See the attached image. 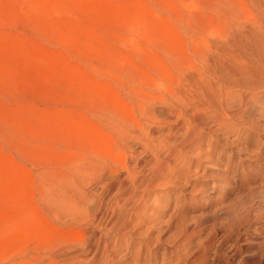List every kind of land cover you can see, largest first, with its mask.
I'll use <instances>...</instances> for the list:
<instances>
[{
  "label": "rangeland",
  "instance_id": "1",
  "mask_svg": "<svg viewBox=\"0 0 264 264\" xmlns=\"http://www.w3.org/2000/svg\"><path fill=\"white\" fill-rule=\"evenodd\" d=\"M263 62L264 0H0V264H263ZM151 151L166 171L125 204Z\"/></svg>",
  "mask_w": 264,
  "mask_h": 264
},
{
  "label": "bare ground",
  "instance_id": "2",
  "mask_svg": "<svg viewBox=\"0 0 264 264\" xmlns=\"http://www.w3.org/2000/svg\"><path fill=\"white\" fill-rule=\"evenodd\" d=\"M263 56V55H262ZM264 63V62H263ZM263 66V65H262ZM264 67V66H263ZM241 82V81H240ZM246 82V81H245ZM242 82H241V86H242ZM246 86H248V85H246ZM243 87V86H242ZM238 88V87H237ZM251 88V87H250ZM239 89V88H238ZM242 89V88H241ZM246 89V88H245ZM229 91V90H228ZM239 93V92H238ZM250 95H251V93H250ZM244 99V98H243ZM198 119V118H197ZM121 120V119H120ZM120 122V121H119ZM121 125V124H120ZM139 126V125H138ZM120 129H121V136H122V134H123V137L124 138H126L127 139V141H126V139H125V141L126 142H131V141H133V140H135V139H137L138 140V138L139 137H141L140 135L138 136V138H137V133L135 134V133H133L132 131H130V129L128 130V129H124V128H122L121 126L119 127ZM118 128V129H119ZM139 130H140V132H143L144 131V129L143 128H140L139 127ZM191 131V130H190ZM119 134H120V132H119ZM191 135V133L190 134H187V135H185V136H190ZM193 137V136H192ZM124 138H122V141L124 140ZM141 139V138H140ZM188 139V138H187ZM188 140H190V139H188ZM136 141V140H135ZM184 141V140H183ZM139 142V141H138ZM186 142V141H185ZM140 143V142H139ZM126 144V143H125ZM130 144V143H129ZM128 145V144H127ZM162 148V147H161ZM68 149V148H67ZM74 149V148H73ZM76 149H78V148H76ZM76 149H74V150H76ZM167 151V154H165L166 156L165 157H167V158H169L170 156L172 157V155H173V153L169 150V149H167L166 150ZM137 154V152L135 151V150H133V149H130V155H131V159H133V157L135 156ZM151 155H152V162H149V164H150V167H149V165H148V168H147V173H145V172H143L142 173V175H137V174H135V172L133 173V171L132 172H129V170H128V168L126 167V165L124 164L123 165V168L125 169V170H128L125 174H126V178H124V179H121L120 180V183H119V185H120V189L123 191V193H127L126 194V196L128 197V199H127V201L125 200L124 201V203L125 204H129V202L130 201H133L134 200V198L136 197V186H134V185H139V186H143L144 187V185L145 184H147L148 186L151 184V182H153L154 180H156L157 178H158V176H161V174L163 175L164 173H165V171H166V167H165V164L163 163V159H162V161H159V160H161V159H158L159 158V155L157 154H155V152L153 153L152 151H151ZM158 156V157H157ZM75 157V156H74ZM136 158V157H135ZM130 159V158H129ZM69 160V159H68ZM165 160V159H164ZM73 161H74V159H73ZM72 161V162H73ZM125 161V160H124ZM145 160L143 159V158H136L135 160H132V164L134 163V165H135V167L136 168H143V166L144 165H147L146 163L145 164H142L143 162H144ZM69 162V161H68ZM71 162V163H72ZM75 162V161H74ZM122 162H121V166H122ZM70 165V164H69ZM73 165V164H72ZM71 165V166H72ZM79 165H80V162H79ZM75 166V165H74ZM128 166V165H127ZM134 167V168H135ZM69 168V167H68ZM69 169H71V168H69ZM73 169H75L76 170V168H73ZM72 170V169H71ZM70 170V171H71ZM123 170V169H122ZM134 170V169H133ZM69 171V172H70ZM68 172V173H69ZM71 172H73V170L71 171ZM76 174H77V172H75ZM68 175V174H67ZM67 175L65 174V176L67 177ZM64 176V177H65ZM68 176H70V175H68ZM65 177V178H66ZM67 178H69V177H67ZM72 179V178H71ZM131 180V181H127V180ZM65 180V179H64ZM67 180V179H66ZM117 180H119V179H117ZM117 180H115V181H117ZM69 181H71L70 179H69ZM75 182V181H74ZM131 182V183H130ZM261 183H260V185H259V188H261V189H259L260 190V194H261V196H263L264 197V189L262 188V187H264V179L262 180V181H260ZM71 183V182H70ZM73 183V182H72ZM130 183V184H129ZM62 184H64V183H62ZM66 184V183H65ZM68 184H69V182H68ZM75 184V183H74ZM71 185V187L69 188V186L70 185H68V189H67V187H66V196H64L63 198H62V202L61 203H59L58 205H60L61 206V211H59L60 213V215H61V213H62V215L61 216H63V218L65 219V220H67V221H65L64 222V224H66L67 225V223L68 224H71V225H79V222L80 223H82L85 219L87 220L88 218H89V215L87 216V214L89 213L88 211H90V210H88L87 211V209H89V208H85V209H82V207L80 206V201L78 200V199H76L77 197H76V194H77V192L80 190V188L79 187H77L76 185ZM132 184V185H131ZM154 184V183H153ZM110 187L108 188L109 189V191H111V190H113V188H114V183L113 182H111L110 184ZM67 186V185H66ZM145 188V187H144ZM117 189V188H116ZM115 189V190H116ZM117 190H119V188L117 189ZM116 190V191H117ZM117 192H119V191H117ZM116 192V193H117ZM251 194L253 195L256 191L254 190V189H251ZM124 194V195H125ZM256 194H257V192H256ZM259 194V195H260ZM109 195V194H108ZM122 195V194H121ZM120 195V196H121ZM251 195V196H252ZM126 196H125V198H126ZM257 196H258V194H257ZM121 197H123V195L121 196ZM116 198V197H115ZM118 198V197H117ZM124 198V199H125ZM72 199V200H71ZM113 199V198H112ZM139 199V198H138ZM113 201V200H112ZM138 201V200H137ZM99 203V202H98ZM123 203V202H122ZM136 203V202H135ZM100 204V203H99ZM132 204V202L130 203V205ZM90 205V204H89ZM117 205V204H116ZM129 205V206H130ZM133 205H135L134 203H133ZM260 205V204H259ZM124 206V205H123ZM136 206V205H135ZM138 206H140V204L138 205ZM138 206H136V207H138ZM89 207V206H88ZM92 207V206H91ZM90 207V208H91ZM98 207V206H97ZM132 207H134V206H132ZM135 207V208H136ZM84 208V207H83ZM134 208V209H135ZM139 208V207H138ZM133 209V208H132ZM60 210V209H59ZM93 209L91 208V211H92ZM90 211V212H91ZM247 211V210H246ZM248 212V211H247ZM257 213H258V215H257V219L255 218V220H254V222H256V224L257 223H259V226L257 225V227L258 228H261V230L262 229H264V206L262 205V207H260V209H258V211H257ZM92 216H94L95 214H94V210L92 211ZM99 214V213H98ZM106 214V216H107V214L108 213H105ZM120 214H121V212H120V210L118 211V210H112L111 211V215L110 214H108V216H110L109 218H110V220H111V222H109L110 223V225H112V223H113V225H114V222H112V220L113 221H115V223H120V224H124L125 223V221H123L122 219H121V217H123V216H120ZM102 215L103 214H100L99 216L100 217H102ZM91 216V215H90ZM108 216H107V218H108ZM88 217V218H87ZM95 217H97V216H95ZM94 217V218H95ZM120 217V218H119ZM85 218V219H84ZM91 218V217H90ZM63 219V220H64ZM97 219H98V217H97ZM106 219V218H105ZM85 220V221H86ZM91 220H94L93 218L92 219H90V221ZM89 221V222H90ZM94 222H96V221H94ZM100 222V221H99ZM84 223V222H83ZM82 223V224H83ZM86 223V222H85ZM91 223V222H90ZM92 224H94V223H92ZM92 224H89V225H92ZM108 224V223H107ZM116 224V225H117ZM87 224H85V226H86ZM101 225V224H100ZM109 225V226H110ZM112 225V226H113ZM74 226H72V227H74ZM85 226H83L84 228H87V227H85ZM94 226V225H93ZM111 226V227H112ZM115 226V225H114ZM121 226V225H120ZM70 228L69 230H68V233H67V237H68V239L70 238V239H74V240H78V239H81L82 237H81V233H80V231H79V228H78V230L77 229H74V228ZM77 227V226H76ZM80 227V226H79ZM90 227V226H89ZM88 227V228H89ZM92 227V226H91ZM91 227L89 228V229H91ZM101 227V226H100ZM110 227V228H111ZM122 227V226H121ZM256 227V228H257ZM93 228V227H92ZM113 229H114V227H113ZM115 229H117V227L115 228ZM118 230H119V225H118ZM86 231V230H85ZM87 231H89L88 229H87ZM88 234H89V232H87ZM84 235V234H83ZM84 237V236H83ZM87 237V236H86ZM88 237L89 238H91V236H89L88 235ZM93 237V236H92ZM66 238V237H65ZM88 238V239H89ZM93 239V238H92ZM68 242V241H67ZM70 242V241H69ZM88 242L89 241H87L86 243H85V245H89L88 244ZM90 243H94V242H91V239H90ZM68 244V243H67ZM66 244V245H67ZM70 244V243H69ZM82 244V243H81ZM253 245V243L251 242L250 243V245ZM92 246H94V245H92ZM92 246H91V248H92ZM247 246V245H246ZM254 246H256L259 250H254L255 252H253V256L255 255V256H257L259 253H261V254H259V255H263L264 254V242L263 243H260V242H257L256 244L254 243V245H253V247ZM87 247H89V246H87ZM255 247V248H256ZM85 248H86V246H85ZM89 249H90V247H89ZM88 249V250H89ZM80 250V249H79ZM87 250V252L89 253L90 251H88ZM76 252H78L77 250H75ZM106 251L107 250H94V253L92 252V254H94V257H93V259H94V264H111L110 263V260H109V253L107 254L106 253ZM231 251H233V250H231ZM241 250H234V252H233V254H231L232 256H235V254L237 253V252H240ZM64 252V251H63ZM63 252H61V253H63ZM67 252V251H66ZM69 252V251H68ZM66 253V254H64V255H66V257H70L71 255H73L72 253L74 252H72L71 254L70 253ZM81 252H82V250H81ZM80 252V253H81ZM86 252V249H85V251L83 252V254ZM60 253V255H62ZM79 253V255H81ZM78 254V253H77ZM76 254V255H77ZM82 254V255H83ZM86 254V253H85ZM58 255V254H57ZM75 255V254H74ZM75 255V256H76ZM79 255H77V257H81V256H79ZM87 255V254H86ZM60 257V256H59ZM74 257V256H73ZM113 257V256H112ZM250 257H252V254H251V256ZM60 258H62V257H60ZM83 257H81V259H82ZM90 258H91V256H90ZM191 258V257H190ZM193 258V257H192ZM249 257H245L244 259H243V261H246L247 259H248ZM254 258V257H253ZM262 258V257H261ZM59 259V258H58ZM62 259H64V258H62ZM68 259V258H67ZM84 259V258H83ZM92 259V258H91ZM90 259V260H91ZM179 260H180V258H178ZM250 259V258H249ZM192 260V261H191ZM191 260H189V258L187 257L186 259H185V262H184V264H195V262H196V260H197V257H194L193 259H191ZM254 260V259H253ZM50 261V260H49ZM62 261V260H61ZM191 261V262H190ZM242 261V262H243ZM256 261V260H255ZM264 261V260H263ZM51 262H53V260H51ZM55 262V261H54ZM72 262V261H71ZM64 263H65V261H64ZM63 263V264H64ZM73 263V262H72ZM203 263V261H201V264ZM246 263V262H245ZM50 264H52V263H50ZM55 264H56V262H55ZM74 264H76V263H74ZM170 264V263H169ZM264 264V263H263Z\"/></svg>",
  "mask_w": 264,
  "mask_h": 264
}]
</instances>
